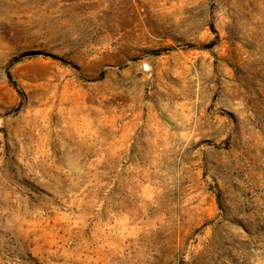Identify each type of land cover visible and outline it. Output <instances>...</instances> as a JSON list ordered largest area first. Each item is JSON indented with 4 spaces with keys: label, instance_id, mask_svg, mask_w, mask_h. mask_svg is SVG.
I'll list each match as a JSON object with an SVG mask.
<instances>
[{
    "label": "rangeland",
    "instance_id": "obj_1",
    "mask_svg": "<svg viewBox=\"0 0 264 264\" xmlns=\"http://www.w3.org/2000/svg\"><path fill=\"white\" fill-rule=\"evenodd\" d=\"M0 264H264V0H0Z\"/></svg>",
    "mask_w": 264,
    "mask_h": 264
},
{
    "label": "trees",
    "instance_id": "obj_2",
    "mask_svg": "<svg viewBox=\"0 0 264 264\" xmlns=\"http://www.w3.org/2000/svg\"><path fill=\"white\" fill-rule=\"evenodd\" d=\"M8 76H9L10 78H12V76H11V72H10V71H8Z\"/></svg>",
    "mask_w": 264,
    "mask_h": 264
}]
</instances>
